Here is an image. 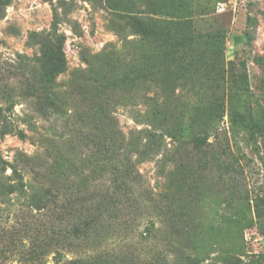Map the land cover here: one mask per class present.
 I'll return each mask as SVG.
<instances>
[{"label":"rangeland","instance_id":"rangeland-1","mask_svg":"<svg viewBox=\"0 0 264 264\" xmlns=\"http://www.w3.org/2000/svg\"><path fill=\"white\" fill-rule=\"evenodd\" d=\"M128 18L151 34L118 35L112 25ZM57 35L68 64L60 82L85 67L84 48L118 52L116 74L101 80L102 87L123 89L135 78H154L157 99L119 105L116 114L132 148L142 147L149 131L163 135L165 145L139 156L140 186L108 201L122 204L119 211L104 207L98 245L71 238L66 219L55 227L51 205L38 209L14 193L0 200V264H52L57 248L64 258L103 253L105 264L175 254L197 264H264V0L0 3V176L11 174L20 153L48 145L40 140L51 136L48 122L21 92L33 85L43 49ZM155 35L178 44L173 61H165L169 48L155 43ZM8 94L14 103L6 101ZM30 112L35 129L21 119ZM76 125L58 141L61 152L80 143ZM90 153L77 150L57 168L26 179L93 185L94 149ZM115 175L111 168L106 178ZM149 221L155 226L150 237L144 234Z\"/></svg>","mask_w":264,"mask_h":264},{"label":"trees","instance_id":"trees-1","mask_svg":"<svg viewBox=\"0 0 264 264\" xmlns=\"http://www.w3.org/2000/svg\"><path fill=\"white\" fill-rule=\"evenodd\" d=\"M9 1L0 0V3L7 4ZM112 29L120 36L127 35L129 31L140 34L143 38L151 34L131 18L124 23L112 25ZM154 41L168 46L170 53L165 61L171 62L175 59L177 43L163 41L157 35ZM116 52L114 48H104L97 53H92L88 48H84L81 54L85 67L73 70L67 80L60 82L58 76L67 71L68 64L59 35L56 36L55 43L51 47L43 49L42 56L39 58L40 70L35 73L33 85H26L21 96L37 105V116L39 113L48 122L46 130L51 136L43 139V135H40V140H45L44 143L48 145L44 151L33 155L20 153L19 160L17 159L19 163L11 165V174H5L3 170L0 176V200H5L14 193L26 196V199L38 209L51 205L55 227L61 219L70 221L72 227L69 230L70 237L80 243L92 242L98 245L102 242L100 231L105 221L104 207L108 204L116 211L120 210L119 205L122 203L111 204L108 201L111 198L116 199L113 195L124 193L126 189L142 184V174L138 169V164L141 162L139 156L147 152L160 151L165 145L163 135L149 131L145 144L141 147L136 143L132 148L128 134L121 128L116 114L117 106L143 105L148 100L157 99L160 89L154 78L149 76L135 78L123 89L116 86L111 89L102 87L101 80L114 76L117 71L115 66L121 62ZM148 92H153L154 95L149 96ZM3 96L7 102L14 103L12 95ZM142 115L148 116L145 112ZM34 117L35 115L30 112L21 119L35 129L37 126ZM76 123L80 124L79 132L82 133L80 143L72 146L73 150L70 153L61 152L58 141L76 130ZM258 130L261 131V127ZM18 132L23 136L21 129H18ZM84 149L94 155L93 171L96 177L93 185L80 188L70 180L68 184L55 187L49 180L37 179L34 176L26 179V175L31 173L38 175L43 173L41 170L57 168L60 160L69 159L73 152ZM111 168L116 170L112 180L106 178ZM51 188L56 190L53 192ZM154 199L156 198L151 197V200L154 201ZM154 228V224L149 221L144 231L145 236L150 237ZM56 231L54 228L53 238L56 239L55 242H58ZM74 244L77 243L71 242L69 246ZM54 253L52 264H105L106 260L103 253H91L72 258H64L58 248ZM121 264L197 263L193 257L175 254L173 257L161 256L160 258L154 255L153 258L146 257L141 261L132 258L131 261L126 260Z\"/></svg>","mask_w":264,"mask_h":264}]
</instances>
